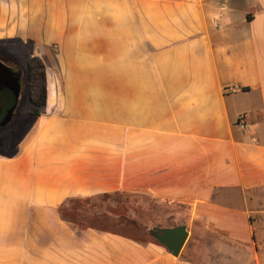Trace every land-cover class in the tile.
I'll list each match as a JSON object with an SVG mask.
<instances>
[{
    "label": "crops",
    "instance_id": "crops-1",
    "mask_svg": "<svg viewBox=\"0 0 264 264\" xmlns=\"http://www.w3.org/2000/svg\"><path fill=\"white\" fill-rule=\"evenodd\" d=\"M0 42L46 75L0 155V264H264V0H0ZM120 193L177 209L196 259L58 211Z\"/></svg>",
    "mask_w": 264,
    "mask_h": 264
},
{
    "label": "rangeland",
    "instance_id": "rangeland-1",
    "mask_svg": "<svg viewBox=\"0 0 264 264\" xmlns=\"http://www.w3.org/2000/svg\"><path fill=\"white\" fill-rule=\"evenodd\" d=\"M29 50H27L23 45H20L16 42H0V62L5 65V62L15 63L22 70L23 77V86L21 88L19 104L15 111V115L13 120L4 128L0 129V155L3 156H11L15 153L17 146L24 139L26 133L31 129L32 125L35 122L36 117L30 115V105L28 102V93H27V85L25 79V64L28 60ZM106 202L101 207L98 208V212L105 214V211H110L113 214L118 215V218H107V217H97L102 219L106 228H111L113 222L119 220L120 217L133 219L140 224L141 227L146 228V239L150 240L151 236L148 234L154 228H165V226H171L175 223L187 222L186 219L177 220L169 219L168 216L173 214L177 209L172 208L170 206L162 205V204H153L150 202H145L143 197H129L128 203L126 206L128 208V212L125 211L123 214L120 212L122 210V203L119 202V198L124 200L125 196L117 195H109L106 197ZM111 200L112 203H110ZM108 201V202H107ZM110 203V204H109ZM130 211V212H129ZM97 213V212H96ZM121 214V215H120ZM90 219H95V217L88 216ZM96 218V219H97ZM186 225V224H185ZM187 227V226H186ZM113 228V227H112ZM191 227H187L188 232ZM115 231L123 234H128L134 236L136 231L129 228H115ZM192 238L194 236H190V232L188 235V239L185 243L187 249L189 250L187 253L183 255V257L187 259L195 260L194 251L191 249ZM183 251V250H182ZM181 251V252H182Z\"/></svg>",
    "mask_w": 264,
    "mask_h": 264
},
{
    "label": "trees",
    "instance_id": "trees-1",
    "mask_svg": "<svg viewBox=\"0 0 264 264\" xmlns=\"http://www.w3.org/2000/svg\"><path fill=\"white\" fill-rule=\"evenodd\" d=\"M25 72H26V79H27V93H28V102L30 105V115L34 117H38L45 106L46 102V75H45V66L42 60L38 57H30L26 61L25 64ZM246 89V88H244ZM120 196H125L124 200L119 198V202L124 204L122 205V212L123 214L125 211L128 212V208L126 203H128V199L131 195L127 194H119ZM108 195H104L100 197L99 202H91L90 200H80V199H69L67 205H62L59 207L58 211L61 216V219L64 221L70 222L71 224L78 225L81 227L87 228H94L98 230H103L106 232H111L114 234H118L120 236L126 237L133 241L139 243H154L160 245L157 241H155L151 236V231L148 233L150 234V240L146 239V228L141 227L140 224L133 219H127L120 217L119 220L113 222L111 228H106L102 219L95 217V219H90L88 215L93 210H98L101 206V202H106ZM134 197V196H131ZM137 198L142 196H135ZM105 201V202H104ZM106 212V211H105ZM130 212V211H129ZM103 214V213H102ZM120 214V215H121ZM97 218V219H96ZM129 228L136 231L134 236L123 234L115 231V228ZM156 229V228H154Z\"/></svg>",
    "mask_w": 264,
    "mask_h": 264
},
{
    "label": "water",
    "instance_id": "water-1",
    "mask_svg": "<svg viewBox=\"0 0 264 264\" xmlns=\"http://www.w3.org/2000/svg\"><path fill=\"white\" fill-rule=\"evenodd\" d=\"M21 74L14 75L12 71L0 62V90L7 91L8 94L1 105L0 127L7 125L16 109L21 85L19 79ZM188 231L185 225H177L169 228H156L151 231L152 238L164 247L170 255L178 257L183 250L188 239Z\"/></svg>",
    "mask_w": 264,
    "mask_h": 264
},
{
    "label": "flooded vegetation",
    "instance_id": "flooded-vegetation-1",
    "mask_svg": "<svg viewBox=\"0 0 264 264\" xmlns=\"http://www.w3.org/2000/svg\"><path fill=\"white\" fill-rule=\"evenodd\" d=\"M5 66H7L11 71H12V73L14 74V75H16V74H18V73H20L21 74V77H20V79H19V82H20V85H21V88H22V86H23V77H22V70L15 64V63H10V62H8V63H6L5 62ZM24 75H25V79H26V72L24 73ZM26 82H27V79H26ZM7 94H8V92L7 91H4V90H0V109L2 108V104L4 103V101H5V98H6V96H7ZM19 98H20V95H19ZM18 104H19V99H18V102H17V106H16V109H17V107H18ZM16 109H15V111H16ZM15 111H14V113H13V116H12V118H11V120H10V122L13 120V118H14V115H15ZM2 117V114H1V112H0V118ZM9 122V123H10ZM8 123V124H9ZM7 124V125H8ZM7 125H5L4 127H6ZM4 127H0V129H2V128H4Z\"/></svg>",
    "mask_w": 264,
    "mask_h": 264
},
{
    "label": "built area",
    "instance_id": "built-area-1",
    "mask_svg": "<svg viewBox=\"0 0 264 264\" xmlns=\"http://www.w3.org/2000/svg\"><path fill=\"white\" fill-rule=\"evenodd\" d=\"M237 125L242 128V129H245L247 128V124L245 122V118L243 116H240L237 120Z\"/></svg>",
    "mask_w": 264,
    "mask_h": 264
}]
</instances>
